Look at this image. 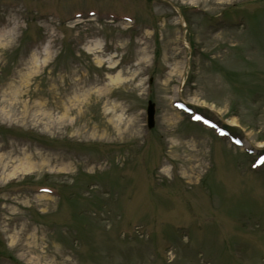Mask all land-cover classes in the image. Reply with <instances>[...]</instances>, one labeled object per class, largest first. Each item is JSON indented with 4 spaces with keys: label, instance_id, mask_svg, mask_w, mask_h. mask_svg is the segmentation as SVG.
<instances>
[{
    "label": "rangeland",
    "instance_id": "374dc122",
    "mask_svg": "<svg viewBox=\"0 0 264 264\" xmlns=\"http://www.w3.org/2000/svg\"><path fill=\"white\" fill-rule=\"evenodd\" d=\"M9 33L0 264H264V0H0Z\"/></svg>",
    "mask_w": 264,
    "mask_h": 264
},
{
    "label": "water",
    "instance_id": "95a60500",
    "mask_svg": "<svg viewBox=\"0 0 264 264\" xmlns=\"http://www.w3.org/2000/svg\"><path fill=\"white\" fill-rule=\"evenodd\" d=\"M155 112H156V107L152 102H149L148 104V128L153 129L155 126Z\"/></svg>",
    "mask_w": 264,
    "mask_h": 264
},
{
    "label": "bare ground",
    "instance_id": "6f19581e",
    "mask_svg": "<svg viewBox=\"0 0 264 264\" xmlns=\"http://www.w3.org/2000/svg\"><path fill=\"white\" fill-rule=\"evenodd\" d=\"M8 38H12V35H10V33L7 35L4 34L3 36L1 35L0 36V44L2 45L5 42V40H7Z\"/></svg>",
    "mask_w": 264,
    "mask_h": 264
}]
</instances>
